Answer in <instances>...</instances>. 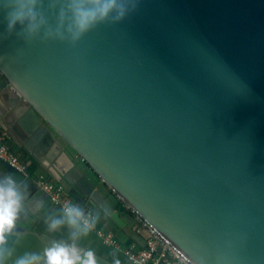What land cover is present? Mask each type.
Masks as SVG:
<instances>
[{"label":"water","instance_id":"obj_1","mask_svg":"<svg viewBox=\"0 0 264 264\" xmlns=\"http://www.w3.org/2000/svg\"><path fill=\"white\" fill-rule=\"evenodd\" d=\"M62 10L37 0L39 29L9 32L11 0H0V139L38 144L71 199L140 245L83 165L193 264H264V0H133L76 42ZM8 90L23 104L4 112ZM0 186L20 200L0 263L30 233L38 264L44 243L74 249L76 264L89 253L113 264L32 228L28 215L53 228L47 194L2 160Z\"/></svg>","mask_w":264,"mask_h":264},{"label":"clouds","instance_id":"obj_2","mask_svg":"<svg viewBox=\"0 0 264 264\" xmlns=\"http://www.w3.org/2000/svg\"><path fill=\"white\" fill-rule=\"evenodd\" d=\"M67 13L61 11L59 26L71 37L73 42L81 39L97 24L111 18L114 21L122 19L133 0H63ZM12 11L7 15V28L11 32L19 24L29 34L35 33L43 19L36 11L37 0H11ZM11 184V181H9ZM19 195L11 186H0V244L4 235L15 223L19 209ZM65 213L71 225H77L83 217L80 208L66 207ZM59 222L54 221L53 226ZM88 225L85 223L84 230ZM48 264H76L78 257L74 249L57 246L47 251ZM20 264H33L31 261H21ZM86 264H94L92 253H89Z\"/></svg>","mask_w":264,"mask_h":264},{"label":"built area","instance_id":"obj_3","mask_svg":"<svg viewBox=\"0 0 264 264\" xmlns=\"http://www.w3.org/2000/svg\"><path fill=\"white\" fill-rule=\"evenodd\" d=\"M0 160L6 162L8 166L21 174L26 179H31L35 185L47 194V199L53 208H58L65 215V209L69 206L78 207L83 212V217L79 221L84 228L93 231L101 243L114 250H120L131 264H193L180 251H178L168 240H166L157 230H155L143 217L130 209L135 221L134 230L142 236V245L132 240L121 242L115 233L103 227H99L97 216L91 207L81 206L68 198L66 191L58 182L50 179L49 176L41 172L35 177H31L29 167L31 161L22 158L0 139Z\"/></svg>","mask_w":264,"mask_h":264},{"label":"crops","instance_id":"obj_4","mask_svg":"<svg viewBox=\"0 0 264 264\" xmlns=\"http://www.w3.org/2000/svg\"><path fill=\"white\" fill-rule=\"evenodd\" d=\"M9 91V92H8ZM6 91L8 94L7 96H9V99L13 101V104H9L8 100H6L4 97H1V100L3 102V106L1 107V110L5 112V110L7 112H10L12 110H14L15 108H19V106H21L23 103L21 102V100H19L14 92H11L10 90ZM4 98V99H3ZM4 138H8L7 136H4ZM20 140V146L14 147V152L19 155L22 158H28L31 161V165L34 166L33 170H29L31 177H35L37 174H40L41 172L46 173V171L44 170L43 166L41 165L42 162H44L45 158L44 156H42L39 160L35 159V156H33L34 151L37 150L38 148V144H33V142L28 138V140L26 141H22ZM59 140H55L54 142L57 143ZM30 144V145H29ZM33 145V148H30L29 146ZM30 165V167H32ZM83 167V173L85 174V176L87 177V179L93 183V173L84 165ZM48 175V174H47ZM50 179H52L49 176ZM94 184V183H93ZM102 196V193L99 192ZM68 196V194H66ZM68 198H70L68 196ZM71 199V198H70ZM73 200V199H71ZM75 202H77L82 209H84L85 207L82 206L78 201L73 200ZM47 207L49 208V203L44 204V206L41 208L45 218L51 222V224H53L54 221H66L68 222V218L67 216L64 217H59L56 216L52 213H57L56 210H54L55 208H52L53 211L49 212V210H47ZM123 218V217H122ZM27 219L30 221L31 223V227L33 228V226H37L38 225V231H40L41 233L46 234L47 236H50L52 238L61 240L63 242H67V243H71V244H75L81 247H84L94 253H96L99 256H102L103 258L109 260L111 263L113 264H121V263H115L112 260H110L109 258L101 255V253H99L97 251V236L96 234L91 231L88 230L85 231L84 228L81 226L80 223L77 224L76 227H74L73 225L68 226L65 225L63 223H58L56 226L50 227L49 225H43V227H39L40 223L37 218L28 215ZM128 224L134 226L135 225V221L131 216H127L123 218ZM97 222L98 225H100L101 227L107 229V230H111L115 233V235L117 236V238L121 241V242H125V240H127V236L124 234V232L122 231V229L117 226L113 220H110L108 218H101L99 215H97ZM69 223V222H68ZM24 232H22L21 234H23ZM27 234V239L24 237L23 239L16 241L14 246L11 248V254L10 251L8 250L7 252V256L10 255L9 259H6L5 264H20L21 261H31L33 262V264H38L36 260H34L32 257H30V254H32V252L36 255L37 253L40 254V250H41V246L39 244H35V242L31 243V245H29V241L31 242L32 240L35 241V236L36 235H32V234ZM143 236V235H142ZM142 236H141V242H142ZM40 238H36V242L39 241ZM43 247L46 248V250L44 251V249L42 250V255H44L43 257H47V251L49 250L48 247H46V244L44 243ZM3 246H1L0 248V253L2 252ZM38 258V257H37ZM48 260V259H47ZM46 264H48V262H45ZM2 264V263H0Z\"/></svg>","mask_w":264,"mask_h":264},{"label":"rangeland","instance_id":"obj_5","mask_svg":"<svg viewBox=\"0 0 264 264\" xmlns=\"http://www.w3.org/2000/svg\"><path fill=\"white\" fill-rule=\"evenodd\" d=\"M6 144V143H5ZM6 145H8V144H6ZM9 146V145H8ZM10 147V146H9ZM11 148V147H10ZM94 175V174H93ZM93 186L95 187V189L97 190V192L99 193V192H101L102 193V197H104L106 200H107V202H109L113 207H114V204L117 202V201H121L122 202V200L120 199V198H118L117 196H116V194L111 190V188H108L107 186H106V184L104 185L101 181H100V179H97V177L96 176H93ZM100 194V193H99ZM101 195V194H100ZM46 203H49V207H52V205L50 204V202H49V200L47 199V201H46ZM45 203V204H46ZM123 203V202H122ZM124 205L126 206V208H128L129 210H130V208L129 207H127V205L124 203ZM116 210V209H115ZM117 211V210H116ZM52 214H54V215H56V216H59V217H64V216H67V215H65L62 211H60V210H58L57 211V213H52ZM97 214L101 217V218H107L106 216H104L101 212H97ZM58 222H59V224L60 223H63V224H65V225H68V226H71V224H69L68 222H66V221H64V220H62V221H59V220H57ZM61 225V224H60ZM74 227H76L77 225H73ZM39 227H43V225L42 224H40L39 225ZM96 243H97V251L99 252V253H101V255H103V256H105V257H107V258H109L110 260H112L113 262H115V263H121V264H131L128 260H127V258L122 254V252L120 251V250H117V249H113V248H110V247H107V246H105V245H103L102 243H101V241L99 240V239H97V241H96Z\"/></svg>","mask_w":264,"mask_h":264},{"label":"trees","instance_id":"obj_6","mask_svg":"<svg viewBox=\"0 0 264 264\" xmlns=\"http://www.w3.org/2000/svg\"><path fill=\"white\" fill-rule=\"evenodd\" d=\"M31 166H32V165H31ZM33 168H34V166L29 167V170L32 171ZM114 208L118 211L119 215H120L121 217H123V218L132 215V214H131V211H130L128 208H126V206L124 205V203H122L121 201H117V202L114 204ZM92 212L95 213L96 216L98 215V214H97V211L93 210ZM99 227H101V226L99 225ZM127 241L129 242V241H131V239H130V238H127Z\"/></svg>","mask_w":264,"mask_h":264},{"label":"flooded vegetation","instance_id":"obj_7","mask_svg":"<svg viewBox=\"0 0 264 264\" xmlns=\"http://www.w3.org/2000/svg\"><path fill=\"white\" fill-rule=\"evenodd\" d=\"M1 139L3 140L4 143L8 144L11 147L10 148L11 150H13V151L15 150L14 149L15 145L10 141L9 138H1Z\"/></svg>","mask_w":264,"mask_h":264},{"label":"bare ground","instance_id":"obj_8","mask_svg":"<svg viewBox=\"0 0 264 264\" xmlns=\"http://www.w3.org/2000/svg\"><path fill=\"white\" fill-rule=\"evenodd\" d=\"M85 193V192H84Z\"/></svg>","mask_w":264,"mask_h":264}]
</instances>
